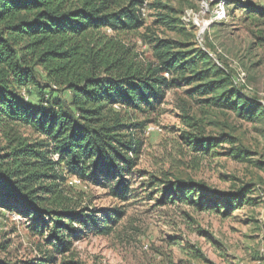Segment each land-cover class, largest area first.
Returning <instances> with one entry per match:
<instances>
[{
    "label": "trees",
    "instance_id": "obj_1",
    "mask_svg": "<svg viewBox=\"0 0 264 264\" xmlns=\"http://www.w3.org/2000/svg\"><path fill=\"white\" fill-rule=\"evenodd\" d=\"M145 1L0 0V126L6 142L0 145V205L31 215L34 233L47 235V243L58 252L70 250L74 224L88 227L91 221L98 234L108 236L120 216L115 209L113 216L97 223L86 213L89 208L72 205L62 187L65 176L107 188L110 197L131 198L129 176L141 144L132 130L143 126L132 123L123 112L153 111L176 77L190 75L185 80L188 85L200 83L193 93L210 96L205 103L235 110L247 120H264V108L251 111L249 106L256 102L234 85L230 75L205 65L208 54L194 50L195 27L186 28L182 15L178 18V13L163 5L156 6L160 12L155 23L185 35L190 42L143 36L153 45L156 61L140 62L117 36L144 27L139 11ZM258 14L264 17V10ZM38 68L46 73L48 91L37 81ZM220 76L225 79L218 81ZM31 86L36 95L28 89ZM23 91L38 103L26 100ZM59 91L70 94L68 106L50 99L51 93ZM18 128L36 139L20 135ZM188 135L186 140L192 138ZM190 143L207 152L215 145L211 137ZM157 183L166 185L162 204L184 203L191 195L192 203L201 209L204 202L222 208L219 197L221 202L241 203L248 192L222 193L175 178Z\"/></svg>",
    "mask_w": 264,
    "mask_h": 264
},
{
    "label": "rangeland",
    "instance_id": "obj_2",
    "mask_svg": "<svg viewBox=\"0 0 264 264\" xmlns=\"http://www.w3.org/2000/svg\"><path fill=\"white\" fill-rule=\"evenodd\" d=\"M145 2L144 27L117 36L140 62L156 61L153 45L143 36L190 42L185 35L155 23L158 4L178 13V18L194 11V50L208 54L204 61L208 68L216 73L218 68L223 70L239 85L243 84L240 74H245V86L234 85L242 92L246 89L244 94L256 102L249 106L251 111L264 108V17L258 14L264 10V0L228 1L227 17L219 21L215 17L223 0H211L207 5L203 0ZM37 74V81L48 91L46 73L38 68ZM189 77H176L162 104L153 111L123 112L132 123L143 126L132 130L141 144L129 176L134 190L131 198L119 200L110 197L107 188L65 176L62 187L72 205L89 208L86 213L97 223L113 216L115 209L120 212L110 235L98 234L91 221L88 227L76 223L70 250L58 252L47 243V235L34 233L31 215L0 205V264H264V120H247L235 110L205 103L210 96L194 94L200 83L188 85L185 80ZM224 79L220 76L217 80ZM224 87L232 91L228 83ZM34 88L28 89L36 95ZM22 96L33 105L38 103L25 91ZM50 99L68 106L71 96L59 91L51 93ZM195 122L198 127H192ZM18 132L36 139L24 128ZM188 134L190 140L185 139ZM199 137L213 138V149L198 150L190 143ZM5 143L0 126V145ZM174 178L199 182L222 193L248 192L241 203L221 202L219 197L222 208L204 202L201 209L192 203L191 195L184 203L164 205L166 185L157 182ZM231 206L236 207L231 210Z\"/></svg>",
    "mask_w": 264,
    "mask_h": 264
},
{
    "label": "built area",
    "instance_id": "obj_3",
    "mask_svg": "<svg viewBox=\"0 0 264 264\" xmlns=\"http://www.w3.org/2000/svg\"><path fill=\"white\" fill-rule=\"evenodd\" d=\"M204 1V5H207L209 1L211 0H203ZM228 1H233V0H223L222 3H220V7H221V12L216 14L215 20L219 21V20H223L224 18H226V10H225V5ZM147 9H148V5L146 2H144V4L142 5V7H140V11H139V15L142 19H145L146 17V13H147ZM195 12L194 11H187L184 13L183 15V22L185 24L186 28H190L191 26H195L194 22H192V20L195 18ZM245 74H240V79L241 82L243 84H237L236 80L234 77H232V80L234 81L235 85H239L241 87L245 86V80H244ZM244 92H246V89L244 90ZM243 92V93H244Z\"/></svg>",
    "mask_w": 264,
    "mask_h": 264
}]
</instances>
